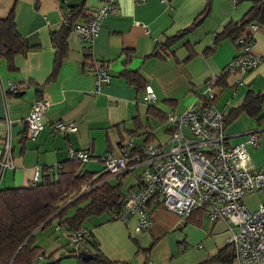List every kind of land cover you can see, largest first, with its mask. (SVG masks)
Listing matches in <instances>:
<instances>
[{"label": "crops", "instance_id": "1", "mask_svg": "<svg viewBox=\"0 0 264 264\" xmlns=\"http://www.w3.org/2000/svg\"><path fill=\"white\" fill-rule=\"evenodd\" d=\"M105 1L85 0V9L91 14ZM114 1V10L102 19L90 44L81 40L77 31L68 32L67 51L53 73L55 47L50 31L61 24L65 0H0V17L13 10L17 27L30 44L24 53L14 56V68L0 57V130L3 137H9L14 162L13 167L2 171L0 187L27 185L36 167L41 170L43 166L57 165L67 158L70 147L86 150L95 157L108 150L117 152L132 130L136 132L134 143H143L150 135L152 143L169 144L172 125L165 114L171 109L182 112L190 103L204 101L206 82L237 54L233 41L222 38L214 44L212 33L228 19L241 17L250 5L249 0H211L209 13L172 45L171 54L145 58L158 39L191 26L206 0ZM251 36V52L259 55L261 61L251 69L229 73L223 86L218 81L213 86V91L218 92L214 105L223 112L231 142L242 141L253 131L259 133L258 144L248 146V150L252 163L262 166L264 100L253 102L252 108L242 102L250 93L264 92V22L253 29ZM87 46L94 58L109 60L113 69L110 80L98 90L93 70L82 64ZM124 49L133 54L127 66L123 62ZM125 66L141 71L147 87L156 94L153 101L143 98V90L138 92L117 74ZM10 81L24 85L18 94L7 92ZM41 95L49 104L44 126L32 139L27 133L26 117L33 100ZM57 120L75 122L77 129L59 133L53 128ZM85 168L102 167L85 164ZM140 172L131 179L128 173L122 177L124 192L138 185ZM260 201H264V190L244 198L250 209ZM137 219V215L127 221L90 219L100 250L118 264H195L228 242L225 222L206 219L202 209L179 218L158 203L152 224L139 232L133 231ZM232 264L237 263L233 260Z\"/></svg>", "mask_w": 264, "mask_h": 264}, {"label": "built area", "instance_id": "2", "mask_svg": "<svg viewBox=\"0 0 264 264\" xmlns=\"http://www.w3.org/2000/svg\"><path fill=\"white\" fill-rule=\"evenodd\" d=\"M236 0H233L235 2ZM115 8L114 0H106L94 8L85 19L75 21L72 29L81 40L92 42L97 35L102 19ZM69 15L63 14V17ZM65 17L63 20H65ZM256 25H251L254 29ZM247 36L246 38H248ZM244 39V37H242ZM253 39L247 42L244 53H238L223 72L244 71L255 67L261 57L251 52ZM96 90L110 80L107 67L98 61L94 68ZM216 74L207 81L205 94L213 96ZM20 84L8 82L7 91H16ZM143 98L153 101L155 92L146 87ZM49 100L37 96L26 118L29 136L36 138L44 126L43 118ZM167 120L172 123L169 144L145 143L131 150L132 141L120 147L117 154L103 153L99 160L111 174H118L127 167L142 165L138 187L126 193L122 208L116 213L124 221L132 213L138 215L134 231L151 223L148 200L159 195L167 209L179 218H185L193 209L204 206L210 220H222L228 230V242L234 247V261L237 264H264V201L250 209L244 202L245 196L264 189V165L252 163L248 146L259 142L256 131L247 134L246 139L231 142L223 129V112L212 103L192 102L182 112L171 109ZM53 128L62 134L77 129L75 122L57 120ZM69 156L87 161L89 152L70 147ZM14 166L9 137H3L0 130V175L6 168ZM39 167H36L37 178ZM85 185L82 186V188ZM83 230H76L69 238L70 245H76Z\"/></svg>", "mask_w": 264, "mask_h": 264}, {"label": "trees", "instance_id": "3", "mask_svg": "<svg viewBox=\"0 0 264 264\" xmlns=\"http://www.w3.org/2000/svg\"><path fill=\"white\" fill-rule=\"evenodd\" d=\"M210 1L206 0L205 7L192 21L191 26L182 28L173 34H166L162 39H158L153 50L144 57H166L171 54L172 45L184 37L193 26L199 24L209 13ZM249 1L250 5L241 17L228 19L219 29L212 33L214 44L222 38H229L233 41L237 52L244 53L245 45L251 38L253 39V36H251L253 32L251 25L258 26L264 22V0ZM65 2L63 11L64 14L69 12V15L64 16L65 20H63L64 17L62 16L60 26L50 31V38L55 47L53 73L59 67L67 51L66 38L74 22L78 21V18L85 19L92 14L86 11L85 0L78 2L65 0ZM247 36L249 37L246 38ZM29 48L30 44L17 27L14 12L10 10L6 16L0 17V57L6 58L9 68H14V56L18 53H24ZM123 51L125 53L123 62L127 66L133 54L127 49ZM98 61L107 67L109 74H112L111 71L113 69L110 66L111 64H109V60L94 58L91 47L87 46L84 52L83 67L89 66L88 68L90 69L91 67L94 71ZM126 66L118 70L117 74L132 84L138 92L141 90L145 91L147 87L146 78L141 74V71L139 69H130ZM222 70L216 74V81L213 86L218 81H221L223 86L226 82V76L231 73L230 71L223 72ZM19 84L20 86L16 91L7 92L18 94L24 86L21 83ZM217 93L213 91L212 97L202 93L205 98L201 103L209 102L214 105ZM261 100H264V92L259 91L248 94L242 103L250 105L252 108L254 106L253 102L260 103ZM163 116L164 114L161 113V117ZM165 117L167 118L166 114ZM224 125L225 121L223 118V129L225 131ZM135 133L134 130L129 132L127 141L121 142L119 149L126 145L129 140L132 141L134 135H136ZM151 140V136L148 135L143 143H134L132 141L131 150L145 143H152L150 142ZM106 152L117 154L119 150L117 152L109 150ZM89 155V160H99V157L103 154L97 157L92 156L90 153ZM89 160L81 161L68 154L66 159L55 166H43L41 170L39 167L37 178L31 179L27 185L0 187V264H61L59 257L54 256L56 249L46 253L35 242L34 238L37 228H44L53 221L57 223L55 229L60 226L65 227L68 237L76 230H83L82 236L76 245L64 246L66 253L77 258L78 262L76 264H118L116 260L108 258L100 250L98 240L94 238L92 233L90 219L100 217L107 220H118L116 213L122 208L124 196L138 187L142 171L138 176L140 177L138 185L136 184L133 189L129 188L128 192H124L122 189V177L135 166L127 167L118 174H111L109 170L105 169L103 162L100 160L102 163L101 169L91 170L85 168V162ZM113 177L114 179L112 180ZM83 185L85 187L82 188ZM158 203H162L159 195L155 194L149 198L147 204L151 215V223L139 231L150 227L153 221L154 206L158 205ZM70 209L71 211L69 212ZM195 209H202L204 217L210 220L206 213V207L200 206ZM131 215L137 214H130L124 221H127ZM83 250L90 252L92 257L87 260L82 259L80 251ZM233 260L234 247L227 242L213 255L195 264H232Z\"/></svg>", "mask_w": 264, "mask_h": 264}, {"label": "rangeland", "instance_id": "4", "mask_svg": "<svg viewBox=\"0 0 264 264\" xmlns=\"http://www.w3.org/2000/svg\"><path fill=\"white\" fill-rule=\"evenodd\" d=\"M168 122L172 125L170 121ZM27 133H28V127H27ZM28 136H29V133H28ZM256 145H253V146H256ZM92 160L95 161V159H92ZM96 161H99V160H96ZM85 164H86V167H91V165H94V164H97L98 166L102 167L101 162H93V163L85 162ZM142 168L143 166H137L131 169L128 172L129 179L133 178L137 172L141 171ZM70 211L71 209L69 210V212ZM56 224H57L56 221H53L47 226H45L44 228H37L35 231L36 232L35 236H34L35 242L39 243L40 247H42L46 253L52 251L53 249H56V251L60 250L59 253H57L58 255L56 257H59L61 264H72L74 262L76 264L78 262L77 258L66 253L65 249L63 248L65 245H67V247H70V243H68L69 239H68V235L66 233L65 227L60 226L57 229H55Z\"/></svg>", "mask_w": 264, "mask_h": 264}, {"label": "water", "instance_id": "5", "mask_svg": "<svg viewBox=\"0 0 264 264\" xmlns=\"http://www.w3.org/2000/svg\"><path fill=\"white\" fill-rule=\"evenodd\" d=\"M80 256L82 259L87 260L92 257V254L90 252H86L83 250V251H80Z\"/></svg>", "mask_w": 264, "mask_h": 264}]
</instances>
